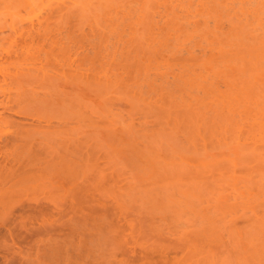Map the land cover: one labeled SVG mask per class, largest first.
<instances>
[{"label": "rangeland", "instance_id": "obj_1", "mask_svg": "<svg viewBox=\"0 0 264 264\" xmlns=\"http://www.w3.org/2000/svg\"><path fill=\"white\" fill-rule=\"evenodd\" d=\"M172 1L173 4L170 5ZM172 1L0 0V102L2 101V103H0V140L21 138L23 139L21 142L24 145V149L9 146L7 148L0 149V152L5 151L6 155L13 157L18 154L22 156L27 155L25 149L39 151L41 152L42 157H44V160L54 165V169H60L63 174V178L68 179L70 183L69 186L61 188L63 192L60 191V188L51 190L52 187H48L47 184L39 185V187L36 188H28L30 191L27 188L19 191V195L14 198V201L21 204L26 203L25 205H35L36 202L39 204V200L41 201L42 199V202L46 203L45 200L47 199L44 200L43 197L51 191V194L49 195L48 193L47 195L48 200L50 198V200H52V202L56 205L63 203L65 205L66 202H64V200H68V204L66 203L67 209L63 210L62 207L64 206L62 205L60 207L61 209L58 207L56 213L54 212V209L53 212L55 214L51 212L54 214H51L53 218L49 214L48 215L51 218H49V216L46 217V213L45 217L40 216L42 218L39 217L37 221H35L37 222L35 223L37 226H39V223L43 224L44 226H47L46 229L48 230H50L49 227L51 226H54L53 228L55 231L57 229L58 231L60 230L57 232L59 234H57L56 232H53L54 230L51 227V231L53 233L50 231L52 234L50 232L49 234L52 235V237L48 234V231L46 232V230H44L47 235V237H45V234H43L44 232H42L43 229L42 231L41 229H38V233L41 231L43 235L40 234V236H36L37 243L35 239L31 241L30 239L32 238L29 239L30 236L33 237L35 230L33 231L34 233L29 236L26 235L28 234L26 230L24 231V227H26L25 229H27L28 226L31 228L28 224V218H26L30 213L27 214L29 211L27 210V212L25 210L26 208L24 209L26 214L22 211L25 216L19 213V220L16 219V216H18L16 215L17 212L15 214H11V216L1 213L0 226H2V223L10 225L11 230H9V232L12 234L9 233V244L6 242L7 245L10 246L9 249L11 252L10 254H7L6 252V259L3 263L0 259V264H60V262L62 264H96L93 261H96L97 264H264V229L261 228V225L264 224V140L259 139V134H250L248 131V127H250L249 124L244 125L246 123H242L243 125H241L240 123L244 122V119L245 122L247 121L248 123V119L246 120V118H249L248 115L251 116L253 114L246 112L250 109L252 110V107L250 106L253 105V107L255 106V109H258L260 102L262 103L260 107L264 106V100L261 101L262 98L264 99V77H258L259 75L264 76V26H260L258 24L259 22L257 23V21H261L260 19L264 21L262 18L264 16L261 15L259 20H257L251 16L252 14L250 12L249 14L245 10L239 11V8H237V6L234 7L233 5L229 6L230 9L228 8L229 10L227 11V15L225 14L227 12H224L228 7L227 4H224L222 7L219 5L220 9L219 6H215L218 5V3L209 7L207 4L202 6V3L200 2L202 1L205 3L204 0H194V2L193 0H185L186 3L183 2V0ZM181 1L184 4H180ZM144 2L148 4L145 5ZM191 2L195 3V7L198 6L200 8H191L193 7L192 4H190V6L192 5L191 7L187 5L189 6V9H185L186 7L183 8L184 5L186 6V4ZM149 3L150 8H148ZM236 4L237 3L235 2L234 5ZM144 5L148 7L142 8ZM225 5H227V7ZM206 7H208V10L210 11H206ZM231 7H234L233 9L235 11L238 9L237 12L232 10ZM171 8H175L173 9V11L176 10L174 11L175 13H173ZM221 8H223V10ZM134 9L138 10V12ZM143 9L145 10V13ZM148 9H150V11H148ZM183 9L186 11L189 10V12H187L188 14H186V11ZM201 9L206 12V17H204V12L199 13V11H197ZM180 10L184 13L179 14L181 13ZM163 11L165 12L163 13ZM229 11H233L234 13L232 12V14ZM238 11L241 16H237ZM108 12L109 14H106ZM167 12L170 15H166L165 18V14ZM209 12L215 13V16ZM192 13H195V16L199 14L198 17L201 15L204 18L211 17L210 19L213 20V23L210 20L211 23L210 21L208 22L211 26L209 24L206 26H210L211 30L214 28L213 26H215V30L217 31L213 29L212 32H217H214L216 35L210 31L205 32L207 29L210 30L206 26H200L198 28V25L201 22L205 23L208 18L205 21L202 19V16L200 20H198V18L195 19L197 16H194V18L192 17L191 19L190 17L187 18L188 16H191ZM172 14L175 15V17L177 15V17L174 18ZM183 14H186V17ZM208 14L210 15L208 16ZM220 14L224 17L221 18ZM244 14H246V17L249 16V18L247 17L248 19L246 18L247 20L254 18L256 25L251 26L246 23L247 20L244 18ZM212 15L214 19L212 18ZM225 15H227L226 20ZM233 15H235L234 18ZM76 16L84 17L78 18ZM143 16L145 18L147 16V18L149 17L150 19H144ZM162 17L165 19H160ZM183 17H185L186 20ZM228 17L232 20L230 21ZM173 18L176 19L178 23L182 21L181 27L183 26V30L185 28L187 29V27H189L187 30L188 32L192 28V31L197 29V31L192 32L195 33V35L192 34V36L190 34L191 32L189 33L190 35H188L187 31H182L181 27L178 26L179 24L177 21L173 20ZM220 18L222 19L221 23H223V26L219 23ZM238 18L239 20H242H240L241 23L244 22L245 26H239L241 23ZM192 19L193 22H191ZM194 19L196 21H194ZM163 20H165L164 22H166V24ZM169 20H172V22L170 23ZM214 20L217 21L215 22V25ZM254 20L252 19L251 23H249L255 24L254 22L252 23ZM198 21H200V23H198ZM225 21H227L230 24L229 26L232 27H228V24H226L227 22ZM186 22L190 26L186 25ZM183 23H186L185 25L187 27H184ZM231 23L234 25H231ZM261 23L263 24L264 22H260V24ZM171 24L173 26H170ZM218 25H221L222 27L217 28ZM246 26L251 29H248ZM256 27H258L259 30L262 27L260 31L263 36L259 35L261 32L259 33V30ZM177 28H179V30ZM225 28L227 29L225 30ZM252 28L256 29L257 32L254 30L255 32L253 31V33H250V31L253 30ZM171 29L172 32L176 33H172ZM203 29L206 30L203 31ZM237 29L240 30L235 32ZM241 29L246 32L249 30V35L246 32V34H244ZM219 30H223L224 32L226 31V33L220 32L222 36H218ZM114 31H118L116 33L117 36ZM179 31H181L180 34ZM196 32H199L197 33L198 36ZM227 32H229V35ZM231 32L235 33L237 37L232 35ZM240 32H242L241 34L245 38H247V36H252L247 38L248 41L250 40L249 44ZM183 33L188 35L189 40L185 37L187 35H181ZM238 33L240 35H238ZM254 33L258 34L255 35ZM199 34H202L204 37L202 35L199 37ZM230 34L235 37L234 39H244L241 41L239 39L233 40V37L232 39L229 37L230 40L228 41L224 39L226 35L230 36ZM165 35H167V37L170 36L173 39L170 37L167 39ZM157 36H159V39ZM190 36L194 38V42L192 41V43L196 48L193 45H190L192 44L190 41L192 38H190ZM196 36L197 42L195 41ZM259 36L262 38L261 41L258 39ZM32 37H34V39H32ZM205 37L206 40H209L208 42H210V44L212 43L210 45L206 42L209 44L208 48L206 47L207 45L204 41ZM253 37H257L258 40H255ZM19 38L24 41L22 45H17L13 42V40L19 41ZM118 38L119 40H117ZM160 38L162 39L160 40ZM163 38H165V41L167 40L166 42L169 44L161 42L162 40L164 41ZM174 38L175 40L178 38L179 41L177 40V43L184 42L185 40L188 42H184H187L186 45L182 43H180L182 45H175L173 44L176 42L174 41ZM200 38L203 39L201 42L202 44L204 43L203 45L199 43V41H201ZM251 38L254 41H252ZM198 39L200 40L198 41ZM210 39L211 41L216 39V41L214 40V42H211ZM66 40L67 42L68 40L71 41L67 43ZM219 40L221 43L218 42ZM232 40L235 43L234 45H231V43H233ZM222 41H225L224 44ZM215 42L218 43L221 50H218V47L214 46L216 45L213 44ZM237 42H239V45H236ZM160 43L163 48L160 46ZM225 43L226 46L231 45V47L234 48L233 52H237V56L239 57H234V60L240 62L243 66H247L248 64V66H251L252 70H250V67H248V70L245 69L247 67H242L240 63L238 64L237 62L236 64H238V66L240 65V69L225 68L222 66L221 70L223 73L221 74L223 75L219 73L222 71H217L220 70L219 68L221 67H218L216 70H212L213 72H211L210 69H204V73H202V69L199 68L201 70H197V76L199 77H197V79L200 81L197 80V82L201 83L197 84V90L194 89L197 92V99H199L197 106L194 103H192L193 105L190 104L192 102L191 99H188L191 100V102H186V98H190V95L196 94V92L194 90L191 92L186 90V93L182 88L179 89L178 87L173 89L177 92V95L174 93L175 96H173V98H177H174L173 100L175 102L178 99L177 102L180 101V103L176 105L177 102L174 103L173 100L170 101L172 98H170L171 95H168V89L171 88V85L172 87L174 86V84H171L175 83L174 77H176L177 74L178 76L180 73L183 74V71L179 72V70H181L179 66L182 67L184 62L185 66L183 67L190 66L187 61L190 60L194 54L200 53V50L202 53H200V56L198 55L196 59H198V57L201 59L202 56L205 55V51L209 56L211 55L210 53H214L213 56L211 55V59L216 58L214 61H222L223 59L226 60L233 58L229 57L228 55L232 54H228L227 52L232 48L229 47L227 49ZM256 43L257 46H255ZM156 44L158 46L157 49L159 48L160 50L155 49ZM241 44H243L245 48H242ZM183 45L186 47V50H181L184 48ZM199 45L201 49H199ZM250 45L252 47H250ZM165 46L166 48H164ZM177 46L182 48H175ZM191 47H194V49ZM167 48L169 50L164 53V50H167ZM172 48L178 50L177 55H173V53L177 50L170 52V50H174ZM235 48L240 51L242 50V52L236 50ZM206 49H211L212 52L209 50L210 53H208ZM215 49L217 50L214 52ZM29 50L30 52H28ZM253 50L255 51L254 57L251 54L250 55L252 57L248 54L244 55L245 53L254 52ZM59 51L63 54V56L60 55ZM261 51L263 55L261 54ZM1 52L4 53L1 54ZM110 52L116 53L112 55ZM217 52L219 54H217ZM39 53H41V55H39ZM56 53H58V55ZM42 54H46L43 56L44 58L48 57L46 58L47 60L42 59ZM49 55L52 58L49 59ZM114 55L115 57H119V60H123L120 62L117 58V60H115ZM260 55L263 58L260 57ZM38 56H40V59H37ZM155 56L158 58H155ZM8 57L10 58L9 60L7 59ZM67 57L69 58L67 59ZM153 57L159 62L156 63V61L153 60ZM195 57L194 60L193 58L191 59L192 63L190 62V64H193V61H196ZM187 58L189 59L187 60ZM205 58L206 56L203 57V60ZM207 58L205 59L206 61L210 59V57L208 59ZM146 59L149 61L148 65L144 62L146 61V63H148ZM178 59L179 61H177ZM211 59L210 61H212ZM256 60L258 63H256ZM115 61L119 62V64ZM110 62L112 63V66L108 65ZM143 62L144 64H142ZM102 63L104 64L103 66ZM162 63L166 67H164ZM175 63H178L176 70ZM85 64H87V66ZM106 64L109 67L108 70H105L107 68ZM151 64L154 68L151 67ZM186 64L188 66H186ZM129 65H132L134 70H132V66ZM143 65H145V68ZM155 65L158 66V68L160 67V71H163V74L162 72H159L157 67L156 68L158 70H156ZM253 65L254 67H252ZM104 66H106V68ZM119 66H121L122 69H120ZM236 66L234 65L233 67ZM140 67L147 72L143 69L142 72H140ZM150 67L151 70H155V74H153L150 70ZM85 68H87V70ZM128 68L129 70L131 69V71L126 70ZM164 68L166 72L163 70ZM170 68L172 70L174 69L177 74H175ZM88 69L91 70V72H89ZM102 69L103 73L101 74L100 72H102ZM205 70H207V72H205ZM231 70H234V72L237 71L238 77L242 76V80L240 81L239 78H237L236 73L233 74ZM137 71L138 74L136 73ZM199 71L203 76L199 73ZM126 72L129 74L125 75ZM130 72L132 73L130 74ZM149 72H151L154 76L151 77ZM228 72L236 76L234 77L231 75V80L233 76L236 83L234 82V78L232 80L233 82L230 78H228V80L232 83V87H236L235 89L231 86L227 87V83L223 81L224 79H220V77L223 76L225 80L227 79L226 76L230 77ZM134 73L139 77L137 78L135 76L132 78ZM143 73L150 75L148 76L144 74L149 78L144 76L143 79H146L141 82L140 79H142ZM159 73L161 75H159ZM212 73L220 77H217L216 75L212 76ZM224 73H228L229 75H225ZM18 74L23 75L19 76ZM103 74H107L104 77L105 79L103 78ZM117 74L119 75L118 77ZM239 74L242 75L239 76ZM170 75L173 77L171 78ZM208 75L215 78V81L212 79L214 81V86H218L217 88L221 87L219 88L220 90L215 87L217 91L215 90L216 92H214L213 95L218 94V96H220L228 88H231V91L235 92V94H237V92L240 94L243 91V94L238 100H241V102L243 101V106L240 107L243 111H240V108L238 109V111L242 112L241 115L243 116L236 112L232 113L233 117H230L231 113H228L223 109L226 103L224 102L221 104L222 100L220 97L219 99L221 101H219L218 97H213L212 94H207L205 86L208 84L207 80L211 79ZM15 76L17 77L14 80L13 77ZM108 76L110 78H108ZM120 76V80L117 79ZM161 76L162 78L164 77V80L167 79V82L164 81ZM154 77L159 78L157 80H160L158 84L161 83V88L160 85L157 86L156 79H154L155 82H152V79L150 82V78ZM201 77L205 78V80L203 78V82ZM133 79L135 83L133 82ZM237 79L239 82L236 81ZM108 80H110L113 84H111ZM137 80L138 82H136ZM169 80L172 81L169 82ZM244 80H248V83ZM116 81L119 84H117ZM120 81H122V84H120ZM145 81L147 82L145 83L147 85L144 84ZM114 82L117 85H115ZM148 82L150 85H155L153 86L155 89L158 87V89H156V93L152 92L148 87L150 86ZM217 82L222 86L215 85L218 84ZM222 82H225V85L222 84ZM124 83H128L129 85H125ZM136 83L138 85H136ZM131 84H133V87L130 86ZM143 84L146 87L145 89ZM165 84H169L170 86ZM199 85L204 86L202 87ZM128 86L132 90L128 88ZM137 86H141L138 87L141 88V93L139 94L138 92L140 91L133 90ZM224 86L227 88H223ZM167 87L169 88L167 89ZM252 88L255 90L253 91ZM149 89L150 91H148ZM165 90L168 93L164 96L166 92ZM147 91L149 93L151 92L152 95ZM145 92L146 95L144 94ZM162 92L163 95H161ZM142 93L144 96H142ZM198 93L200 95H198ZM180 94L183 96L181 97ZM167 95L170 99H168L166 103L164 100H167ZM203 95L207 96L203 97ZM199 97L204 98L202 103L200 102V99L202 100V98ZM211 97H213L214 100L211 99ZM252 97H255V99ZM182 98L183 103L185 104L182 103ZM143 99L146 100L143 101ZM155 99H158V101ZM184 99H186V101ZM216 101L219 102L217 103ZM252 102L255 103L252 104ZM4 103H6V105H4ZM153 103H160L163 107L161 108V106L157 104L153 105ZM168 103H171L172 105H169ZM209 103H211V105ZM213 104L214 107H212ZM167 105H169V108H167ZM218 105L219 107L221 106V108H219ZM4 106H7L8 108L10 106V109H4ZM210 106L211 108L217 109L210 110ZM245 107L247 109H245ZM248 108L250 109L248 110ZM163 109L165 112H163ZM188 109L191 110L189 114H187ZM171 110L172 112H170ZM184 110H186V113H184ZM205 110L208 111V113L205 112ZM15 111H19L20 113L15 114ZM172 113V118L174 117L173 120H175V123L173 120H167V118H171ZM209 113L215 118L213 117L212 119ZM246 113L247 115H244ZM169 114L170 116L168 117L167 115ZM257 116L258 115H256V117ZM234 117H236V120L239 117L238 122L240 121V125H237V122L234 123ZM1 118L4 120H1ZM208 118H210L209 120L212 119V121H207ZM241 119H243V121ZM177 120H181L180 122L183 124L181 123V125L180 122H178L180 124L179 125L176 123ZM7 121H13L14 123L7 124ZM210 122L211 124H209ZM186 123L188 125H185ZM219 123L221 124L218 125ZM174 124H177V126ZM224 124L225 126H223ZM180 126L185 130H183ZM230 126L234 127V129L232 128L233 130H231ZM243 126L248 127L244 129ZM216 127L220 129L217 130ZM242 129L243 133H241ZM226 130H228V133ZM189 131L194 133H190ZM191 134H194L195 136ZM250 138H253L255 141L253 140V142ZM258 139L260 141H258ZM21 142H17L16 144ZM67 168L68 170H66ZM71 182H74L75 185H72ZM79 185H81L82 190L83 187L85 190V192L81 193L84 195V198L81 194L79 195L83 198L82 200H84V202L79 201L81 204L83 203V205L81 206L79 202H76V206H78V203L80 205L78 206L79 208H77L80 215L75 213L77 211L66 213L69 210V203L72 201L70 204H75L76 201V198L74 201L73 197L69 196V193L71 195L74 191L72 194H77L75 193V190H72V188L79 187ZM33 189L37 190H34V192ZM67 189L72 191L69 192ZM67 191L68 196L71 197V201L68 196V198L65 197L67 195ZM81 197L79 198L81 199ZM37 198L38 201L33 202ZM50 209L52 210L53 206L52 208L50 207ZM47 211L49 212V210ZM62 212H65L66 215H64V217L62 214L60 219L58 215ZM11 220H14L15 222L13 223ZM10 222H12V225ZM20 222L23 224L25 222L28 226L26 224L23 226ZM16 223H19V227H21V231H23L22 233H26L23 235L28 236V238H26V236L25 238H22L19 235L21 232L18 231L20 228L17 227L18 224ZM67 223L70 226H68ZM63 225L64 227H62ZM59 226L60 228H58ZM34 228H36V226H34ZM13 231L16 232L14 236ZM10 236L13 237L11 238ZM41 236H44V239ZM55 237L56 239H54ZM14 238L19 239L14 241ZM20 238L22 240L26 239V244L23 243L24 240L22 242L20 241V243L18 242V244L16 241H19ZM72 240H74V242ZM82 242L85 243L82 244ZM79 243L83 249L80 247ZM66 244L67 249L65 247ZM77 244L79 245L78 248ZM11 246L14 250L11 249ZM64 247L67 253L70 252L69 254H66L65 258V254L63 255V252L61 253L62 250L64 251ZM70 248H73L74 250L77 248L76 251H74L76 253L73 252V249H71V251ZM54 249H56V252ZM80 251L81 253L78 255L77 253ZM85 253L88 255V258ZM8 256H12L14 259ZM76 256L77 258H75ZM80 257H82V260ZM63 258L66 260L64 261ZM69 258H72V261ZM87 259H89V261H87Z\"/></svg>", "mask_w": 264, "mask_h": 264}, {"label": "bare ground", "instance_id": "obj_2", "mask_svg": "<svg viewBox=\"0 0 264 264\" xmlns=\"http://www.w3.org/2000/svg\"><path fill=\"white\" fill-rule=\"evenodd\" d=\"M150 1H151V0H150ZM166 1H168V0H166ZM169 1H170V0H169ZM171 1H172V0H171ZM186 1H187V0H186ZM196 1H197V0H196ZM175 2H176V1H175ZM175 2H174V3H175ZM183 2H185V0H183ZM193 2H194V0H193ZM198 2H200V1H198ZM204 2H205V3H203V2L201 1V2H200V3H202L201 5L204 6V4H207L208 7H209V6H214L216 3H218V5H215L216 7L219 6V5H221V7H222L224 4H227L228 7H227V5H225V6L227 7V9H226V11H224V12H227V11L230 9V8H229L230 5H231V6L233 5L234 7L237 6V8H239V11H241V10L244 11V10H245V11L248 12V13L250 12V13L252 14L251 16L254 17V18L257 19V20H259V17H261V15L264 16V0H206V1L204 0ZM235 2H236L238 5H237V4L234 5ZM165 3H166V2H165ZM177 3H178V2H177ZM181 3H182V1L180 2V4H181ZM185 3H186V2H185ZM144 4L147 5L148 3L144 2ZM153 4H154V3H153ZM166 4H167V3H166ZM169 4H170V2H169ZM169 4H168V6H169ZM172 4H173V1H172V3H171L170 5H172ZM182 4H184V3H182ZM190 4H192L193 7H191L192 5L190 6ZM194 4H195V3H192V2H191V3H189V4H186V6L184 5L183 8L186 7L185 9H189V6H190L191 8H194V7H195ZM145 5H144L142 8L148 7V6H145ZM163 5H164V4H163ZM178 5H179V3H178ZM187 5H189V6H187ZM207 5H205V6H207ZM141 6H142V5H141ZM141 6H140V7H141ZM174 6H175V5H174ZM174 6H173V7H174ZM196 6H197V5H196ZM225 6H224V7H225ZM163 7H164V6H163ZM163 7H161V8H163ZM171 7H172V6H171ZM176 7H177V5H176ZM181 7H182V6H181ZM181 7H180V8H181ZM197 7H198V6H197ZM197 7H195V9H197ZM208 7H206L207 9L205 8L206 11L208 10ZM226 7H225V8H226ZM234 7H233V8H234ZM81 8H83V7H81ZM148 8H150V3H149V7H148ZM164 8H165V7H164ZM166 8H167V7H166ZM177 8H178V7H177ZM177 8H176V9H177ZM191 8H190V10L192 11ZM198 8H200V7H198ZM202 8H204V7H202ZM214 8H215V7H214ZM228 8H229V9H228ZM231 8H232V7H231ZM233 8H232V10H234ZM237 8H235V9H237ZM83 9H84V8H83ZM173 9H175V8H173ZM173 9L171 8L172 11H173ZM185 9H183V10L186 11ZM195 9H193V10H195ZM209 9H210V8H209ZM211 9H212V8H211ZM216 9H217V8H216ZM219 9H220V6H219ZM219 9H218V10H219ZM221 9L223 10V8H221ZM134 10H135V9H134ZM162 10H163V9H162ZM164 10H166V9H164ZM177 10H178V9H177ZM181 10H182V9H181ZM181 10H180V12H181ZM201 10H202V9H201ZM201 10H197V11H199V13H200V12L203 13L204 11H203V10L201 11ZM212 10H213V9H212ZM224 10H225V9H224ZM237 10H238V9H237ZM237 10H236V11L234 10V11L237 12ZM135 11L138 12V10H135ZM143 11H144V13H145V10H144V9H143ZM143 11H142V12H143ZM146 11H147V10H146ZM148 11H150V9H148ZM174 11H176V10H174ZM174 11H173V13H175ZM191 11H190V12H191ZM195 11H196V10H195ZM208 11H210V10H208ZM239 11H238L237 16L240 15ZM164 12H165V11H163V13H164ZM187 12H189V10L186 11V14H188ZM192 12H193V11H192ZM217 12H218V11H217ZM222 12H223V11H222ZM229 12L232 13L233 11H232V12L229 11ZM131 13H133V12H131ZM135 13H136V12H135ZM140 13H141V12H140ZM163 13H162V15H163ZM178 13H179V12H178ZM182 13H184V12L182 11V12L179 13V14H182ZM197 13H198V12H197ZM205 13H206V12H204V14H205ZM209 13H211V12H209ZM233 13H234V12H233ZM233 13H232V14H233ZM241 13H243V12H241ZM250 13H249V14H250ZM78 14H79V12H78ZM82 14H84V13H82ZM106 14H109V12L106 13ZM106 14H105V15H106ZM186 14H185V15H186ZM204 14H203V15H204ZM211 14H213V15L215 16V13H211ZM225 14L228 15V12L225 13ZM249 14H247V15H249ZM86 15H87V14H86ZM142 15H143V14H142ZM166 15L169 16L170 14H168V12H167V13L165 14V18H166ZM183 15H184V14H183ZM185 15H184V16H185ZM189 15H190V13H189ZM192 15H193V16H192ZM192 15H191V16H188V15H187V16H188L187 18H189V17H190V19H191L192 17L194 18L195 13H194V14L192 13ZM198 15H199V14H198ZM198 15H196L197 17L195 16V17H196L195 19L198 18V20H200L203 16L201 15L202 17H201V16L198 17ZM209 15H210V14H208V16H209ZM213 15H212V18H213ZM223 15H224V13H223ZM223 15L221 16V14H220L221 18L224 17ZM227 15H225V20H226V18H227V17H226ZM229 15H231V14H229ZM245 15H246V14H244V16H245ZM134 16H135V14H134ZM144 16H145V15H144ZM144 16H143V17H144ZM172 16H173L174 18L177 17V15H176V17H175V15H173V14H172ZM180 16H181V15H180ZM206 16H207V14L204 15V17H206ZM231 16H232V15H231ZM234 16H235V15H233V18H234ZM240 16H241V15H240ZM240 16H239V18H240ZM76 17H78V16H76ZM82 17H84V16H82ZM82 17L79 16L78 18H82ZM103 17H104V16H103ZM160 17H161V16H160ZM185 17H186V16H185ZM185 17H183V18L185 19ZM204 17L202 18L204 21L208 18L206 22H208V21L211 20V19H210L211 17H207V18H204ZM217 17H218V16H217ZM247 17L249 18V16H247ZM247 17L245 16L244 18L246 19ZM146 18H147V16H146ZM146 18L144 17V19H146ZM148 18H149V17H148ZM148 18H147V19H148ZM165 18L162 17V18H160V19H165ZM170 18H172V17H170ZM170 18H168V19H170ZM174 18H173V20L177 21V20L174 19ZM178 18H179V17H178ZM181 18H182V17H181ZM221 18H220V20H219V21H220L219 23L222 24V26H223V23H221V21H222ZM235 18H236V17H235ZM239 18H238V20H239ZM241 18L244 19L243 17H241ZM248 18H247V19H248ZM250 18H251V17H250ZM254 18H251V20H252V19L254 20ZM262 18H263V20H264V17H262ZM149 19H150V18H149ZM190 19H189V20H190ZM195 19H194V21H196ZM213 19H214V18H213ZM223 19H224V18H223ZM228 19H229V17H228ZM228 19H227V20H228ZM247 19H246V20H247ZM182 20H183V19H182ZM185 20H186V19H185ZM216 20H218V19H216ZM229 20L231 21L232 19L230 18ZM229 20H228V22H229ZM234 20H236V19H234ZM240 20H241V19H240ZM240 20H239V21H240ZM246 20H244V21H246ZM251 20H247L246 23H248V24L251 25V26L256 25L255 20L252 21V23L254 22L255 24H250V23H251ZM257 20H256V21H257ZM260 20H261V21H257V23L259 22L258 24H259L260 26H264V25H263L264 23H263V24H262V23L260 24V22H264V21H262V19H260ZM109 21H110V19H109ZM148 21H149V20H148ZM148 21H147V22H148ZM150 21H151V20H150ZM164 21H165V20H163V22H164ZM169 21H170V20H169ZM183 21H184V20H183ZM201 21H202V20H201ZM211 21H212V23H213V20H211ZM211 21H210V23H211ZM239 21H238V22H239ZM241 21H242V20H241ZM241 21H240V23H241ZM171 22H172V20L170 21V23H171ZM173 22H174V21H173ZM191 22H193V19H192ZM191 22H190V23H191ZM206 22H205V23H203V22L200 23V21H198V23H200V24L198 25V28H199L200 26L205 27V26L208 25V24L210 25L209 22H208V23H206ZM215 22H217V21L214 20V25H215ZM225 22H227V21H225ZM228 22H227L226 24H228V27H230V26H229V25H230V24H229L230 22H229V23H228ZM238 22H237V23H238ZM249 22H250V23H249ZM164 23L166 24V22H164ZM177 23H178V21H177ZM186 23H187V22H186ZM186 23H183V24H184V27H185L186 25H188V23H187V24H186ZM196 23H197V22H196ZM202 23H203L204 26L202 25ZM172 24H174V23H172ZM172 24H171L170 26H173ZM175 24H176V23H175ZM178 24H179L178 26L181 27L182 21H180V23H178ZM185 24H186V25H185ZM216 24H218V23H216ZM248 24H247V25H248ZM231 25H234V24L231 23ZM237 25H238V24H237ZM188 26H190V25H188ZM193 26H196V25H193ZM210 26H211V25H210ZM210 26H209V27L206 26V27H208V28L210 29V28H211ZM212 26H213V25H212ZM222 26H221V25H218L217 28H218V27H222ZM226 26H227V25H226ZM239 26H240V27H241V26H245L244 22L241 23ZM180 27H179V28H180ZM186 27H187V26H186ZM202 27H201V28H202ZM213 27H214V28H212V30H213V29L215 30L216 27H215V26H213ZM231 27H232V26H231ZM231 27H230V28H231ZM246 27L248 28V26H246ZM258 27H259V26H258ZM258 27H256V28H258ZM170 28H173V27H170ZM170 28H169V30H170ZM179 28H177V29L179 30ZM182 28H183V26L181 27V29H182ZM195 28H197V27H195ZM201 28H200V29H201ZM238 28H239V27H238ZM113 29H114V28H113ZM188 29H189V27H187V29L185 28L184 30L187 31ZM192 29H193V28H192ZM192 29L189 30V32L187 31V32H188V33H187L188 35H190V34H191V35H192V34L195 35V33H192V32L197 31V29H196L195 31H192ZM220 29H221V28H220ZM226 29H227V28H225V30H226ZM248 29H251V28L249 27ZM252 29H253V30H251L250 33H251V32L253 33V31L256 30V29H254V28H252ZM261 29H262V27L260 28V30H261ZM173 30L176 31L175 29H173ZM184 30L182 29V31H184ZM205 30H206V29H203V31H205ZM212 30H211V29H210V30L207 29V31H205V32H209V31L212 32ZM228 30H229V29H228ZM239 30H240V29H239ZM239 30L237 29L235 32H237V31H239ZM241 30H242V29H241ZM245 30H246V29H245ZM258 30H259V28H258ZM260 30L258 31L259 33L261 32ZM167 31H168V29H167ZM199 31H200V32H203V31H201V30H199ZM215 31H217V30H215ZM215 31H214V32H215ZM230 31H231V30H230ZM230 31H229V32H230ZM242 31H243V30H242ZM263 31H264V30H263ZM112 32H113V31H112ZM114 32H115V31H114ZM117 32H118V31H117ZM117 32H115V35H116V36H117V34H116ZM165 32H166V31H165ZM169 32H170V31H169ZM171 32H172V29H171ZM180 32H181V31H179V34H180ZM190 32H191V33H190ZM214 32H212V33H214ZM220 32L226 33V31L224 32L223 30H221V31L219 30V31H218V36L221 35ZM229 32H227L228 35H229ZM243 32H244V34H246V33L248 34V33H249V30H248V32H246V31H243ZM245 32H246V33H245ZM254 32H255V31H254ZM256 32H257V30H256ZM38 33H40V32H38ZM161 33H162V32H161ZM172 33H174V32H172ZM175 33H176V32H175ZM175 33H174V34H175ZM185 33H186V32H185ZM185 33H183V34H181V35H183V36H184V35H187V34H185ZM189 33H190V34H189ZM197 33H199V32H196V34H197ZM203 33H204V32H203ZM212 33H211V34H212ZM215 33H217V32H215ZM215 33H214V34H215ZM219 33H220V34H219ZM231 33H232V32H231ZM241 33H242V32H240V34H241ZM263 33H264V32H263ZM206 34H207V33H206ZM214 34H213V35H214ZM240 34L238 33V35H240ZM254 34L256 35V34H258V33H254ZM113 35H114V33H113ZM118 35H121V34H118ZM188 35L185 36V37H187L188 40H189ZM193 35H192V36H193ZM201 35H202V34H199V37H201ZM215 35H216V34H215ZM223 35H225V34H223ZM228 35H226V37L224 38V39H226L227 41L230 40V38L232 39V37H233L232 35H234V36L237 37V35H236L235 33H232V35L230 34V36H228ZM241 35H242V34H241ZM248 35H249V34H248ZM250 35H251V34H250ZM259 35H260V36H263L264 34L262 35V32H261V34H259ZM44 36H45V35H44ZM160 36H161V34H160ZM162 36H163V34H162ZM165 36L167 37V35H165ZM172 36H173V35H172ZM179 36H180V35H179ZM192 36H190V38H192ZM197 36H198V34H197ZM197 36H196L195 41L197 40ZM202 36H203V35H202ZM206 36H207V35H206ZM209 36H210V34H209ZM221 36H222V35H221ZM221 36H220V37H221ZM242 36H243V35H242ZM246 36H247V35H246ZM257 36H258V35H257ZM260 36L258 37V39H260V41H261L262 38H260ZM70 37H71V36H70ZM70 37H69V39H70ZM169 37H170V36H169ZM169 37H167V39H168ZM173 37H174V36H173ZM203 37H204V36H203ZM229 37H230V38H229ZM243 37H244V36H243ZM250 37H252V36H249V37L247 36V38H250ZM254 37H255V36H254ZM254 37H253V38H254ZM20 38H21V37H20ZM20 38L18 39L19 41L13 40V42H14L15 44H17V45H22V43H23L24 41H23V40H20ZM38 38H39V37H38ZM157 38L159 39V36H157ZM157 38H156V39H157ZM170 38H172V37H170ZM180 38H181V37H180ZM180 38H179V39H180ZM207 38H209V37H207ZM211 38H212V36H211ZM214 38H215V37H214ZM234 38H235V37H233V40H237V39H239V40L241 41V40H243L245 37H244L243 39H242V38H241V39H240V38L234 39ZM247 38H245L246 41H248ZM32 39H34V37H32ZM71 39H73V38H71ZM161 39H162V38H160V40H161ZM163 39H164V41L162 40L161 42H166V41H167V40L165 41V38H163ZM172 39H173V38H172ZM183 39H184V37H183ZM193 39H194V38H192V39L190 40L191 43H192ZM200 39H201V38H200ZM200 39H198V41H199ZM204 39H205V40H204L205 43L209 41L208 39L206 40V37H205ZM222 39H223V38H222ZM222 39H221V40H222ZM251 39H252V38H251ZM254 39H255V40H258L257 37L254 38ZM263 39H264V38H263ZM45 40H46V39H45ZM117 40H119V38H118ZM160 40H157V41H160ZM170 40H171V39H170ZM177 40H178V38H177ZM177 40H175V38H174V41H176V42H174V41L172 40V41L174 42L173 44H175V45H176V44H179V45L185 44V45H186V43L188 42L187 40H185V41H187L186 43H184V42H185V41H184V42H180V43H182V44H180V43H177ZM202 40H203V39H201V41H199V43H201ZM214 40L216 41V39H214ZM214 40L211 41V39H210L211 42H214ZM233 40H232L233 43H231V45H234V44H235ZM70 41H71V40H68V42H70ZM178 41H179V40H178ZM180 41H183V40H180ZM246 41H244V42H246ZM249 41H250V40H249ZM249 41H248V44H249ZM252 41H254V40L252 39ZM43 42H44V41H43ZM64 42H65V41H64ZM66 42H67V40H66ZM68 42H67V43H68ZM75 42H76V41H75ZM169 42H170V41H169ZM193 42H194V41H193ZM196 42H197V41H196ZM218 42L221 43L220 40H219ZM222 42H223V41H222ZM224 42H225V41H224ZM224 42H223V44H224ZM257 42H258V41H257ZM41 43H42V42H41ZM158 43H159V42H158ZM166 43H167V42H166ZM170 43H171V42H170ZM208 43L210 44V42H208ZM228 43H230V42H228ZM238 43H239V42H237L236 45H237ZM246 43H247V42H246ZM250 43H251V42H250ZM252 43H253V42H252ZM258 43H259V42H258ZM73 44H74V43H73ZM167 44H169V43H167ZM196 44H198V43H196ZM196 44H195V45H196ZM203 44H204V43H203ZM203 44L201 43V45H203ZM209 44L206 43V45H207L206 47H207V48H208V45H209ZM211 44H212V43H211ZM211 44H210V45H211ZM213 44H216V45H214V46H217V47H218V48H217L218 50L220 49L218 43L215 42V43H213ZM253 44H254V43H253ZM253 44H252V45H253ZM23 45H24V44H23ZM41 45H42V44H41ZM60 45H61V44H60ZM66 45H67V44H66ZM161 45H162V44L160 43V46H161ZM187 45H188V46H190V45L192 46L193 43L190 44V45H189V44H187ZM221 45H222V44H221ZM221 45H220V47H221ZM231 45H229V46L227 45V46H226V43H225V46L227 47V49H228L229 47L232 48V49H231L232 51L229 49L231 52H230V51H227V52H228V54H232V55H228V56H229V57H233V58H230V59H226V58H225L226 60L223 59L224 61H223V60H222V61H220V60H219V61H218V60H217V61H214L216 58H215V59H213V58L211 59V55L213 56L214 53H210V52H209V50L212 49V48H211V49H208V50L206 49V50L208 51V53L211 54L210 56L207 54V52H206L205 50H204L205 53H204V51H203V53H204L205 55L202 56V55H203V54H202V55H201V56H202L201 59H200L199 57H198V59H196L197 56H198L200 53H202L201 50H200V53H196L197 55L194 54L192 58H193V60H194V57L196 56V57H195L196 61H193V60H192V61L194 62L193 64H190L192 58L189 57V58H191L190 60H188L189 58H187V60H188L187 62L189 63L190 66H188V65L186 64V66H188V67H183V66H185V62H184V65L181 64L182 67L179 66V68H180L181 70H179V69H178V70H179V72H180V71H181V72L183 71V72H182L183 74L180 73L179 76H178L177 72L174 71V69L172 70V69L170 68V69H171L175 74H177V75H176V77H174V78H175V81H174L175 83H171V84H174V86L172 87V85H171V88H170V89H168L169 87H167V89H168V91H169V94H168V95H171L170 98H172V99H170V98L168 97V95H167L166 97H168V98H167V100H164V101L166 102V101H168V99H170V101H171V100H173V99L175 98V97L173 98V96H175L174 93H176V95H177V92H175V90H173V89H175V88H177V87H178L179 89L182 88L185 92H186V90H189L190 92H191L192 90H194V89L197 90V87H198L197 84L201 83V82H197V80L200 81L199 79H197V77H198V76H197V75H198V74H197V73H198L197 70H198L199 68L202 69V73H204V71H203L204 69H207V70L210 69V71L213 72L212 70H214V69L216 70L218 67H221V68H219L220 70H217V71H222V70H221V69H222V66L225 67V68H236V69H240L239 66L241 65V63H240V62H237V61L234 60V59H235L234 57H237V58H238L239 56H237V52H236V51L233 52L234 48L231 47ZM238 45H239V44H238ZM258 45H259V44H258ZM56 46H57V45H56ZM58 46H59V45H58ZM75 46H76V45H75ZM166 46H167V45H166ZM166 46H165L164 48H166ZM173 46H174V45H173ZM183 46H184V45H183ZM193 46H194V45H193ZM204 46H205V45H204ZM204 46H203V47H204ZM222 46H223V45H222ZM225 46H223V47H225ZM241 46H242V48L244 47L243 44H241ZM255 46H257V43L255 44ZM259 46H261V45H259ZM59 47H61V46H59ZM65 47H66V46H65ZM70 47H71V46H70ZM157 47H158V46H157V44H156L155 49H157ZM161 47H162V46H161ZM161 47H160V48H161ZM194 47H195V46H194ZM194 47H191V48L194 49ZM199 47H200V45H199ZM226 47H225V48H226ZM234 47H236V46H234ZM250 47H252V46L250 45ZM24 48H25V47H24ZM40 48H41V46H40ZM61 48H62V47H61ZM78 48H79V47H78ZM150 48H151V47H150ZM162 48H163V47H162ZM162 48H161V50H162ZM170 48H171V47H170ZM175 48H179V47L177 46V47H175ZM175 48H172V49H174V50H170V52H171V51H172V52H173V51H176L177 49L175 50ZM181 48H182V47H181ZM181 48H179V49H181ZM185 48H186V47L184 46V48H182L181 50H183V49H185ZM188 48H189V47H188ZM188 48H187V49H188ZM195 48H196V47H195ZM204 48H205V47H204ZM204 48H203V49H204ZM209 48H210V46H209ZM213 48H215V47H213ZM236 48H238V47H236ZM236 48H235V49H236ZM240 48H241V47H240ZM244 48H245V47H244ZM260 48H261V47H260ZM26 49H27V48H26ZM155 49H154V50H155ZM158 49H159V48H158ZM158 49H157V50H158ZM199 49H201V47H200ZM217 49H215L214 52H215ZM223 49H224V48H223ZM223 49H222V50H223ZM257 49H258V47H257ZM32 50H33V49H32ZM71 50H72V49H71ZM71 50H70V51H71ZM154 50H153V51H154ZM159 50H160V49H159ZM168 50H169L168 48H167V50H164V51H165L164 53H166V51H168ZM181 50H179V51H181ZM185 50H186V49H185ZM185 50H184V51H185ZM189 50H190V49H189ZM189 50H188V51H189ZM220 50H221V49H220ZM224 50H225V49H224ZM236 50H238V49H236ZM260 50H262V49H260ZM18 51H19V50H18ZM39 51H40V50H39ZM47 51H48V50H47ZM238 51H240V50H238ZM244 51H245V50H244ZM253 51H254V50H253ZM28 52H30V50H29ZM155 52H156V51H155ZM177 52H178V50H177L176 52H174L173 55H174V54L177 55ZM211 52H212V50H211ZM227 52H226V53H227ZM240 52H242V50H241ZM256 52H257V51H256ZM259 52H260V51H259ZM259 52H258V53H259ZM263 52H264V49H263ZM3 53H4V52H3ZM3 53L1 52V54H3ZM5 53H7V52H5ZM16 53H17V52H16ZM33 53H34V52H33ZM44 53H46V52H44ZM59 53H60V55L63 56V54H61L60 51H59ZM110 53H111V52H110ZM115 53H116V52H115ZM115 53L112 52L111 54L113 55V54H115ZM161 53H162V52H161ZM179 53H180V52H179ZM192 53H194V52H192ZM222 53H223V52H222ZM226 53H225V54H226ZM9 54H10V53H9ZM9 54H8V55H9ZM49 54H50V53H49ZM56 54L58 55V53H56ZM68 54H69V52H68ZM68 54H67V55H68ZM150 54H151V53H150ZM153 54H154V53H153ZM155 54H157V53H155ZM206 54H207V55H206ZM215 54H216V53H215ZM217 54H219V53L217 52ZM243 54H244V53H243ZM247 54H248V55L251 54V55H253V57H254L255 51H254V52H251V53H245L244 55H247ZM261 54L263 55L262 51H261ZM8 55H7V56H8ZM10 55H11V54H10ZM39 55H41V53H39ZM43 55H46V54H42V56H43ZM50 55H51V54H50ZM50 55H49V59L52 58V57H50ZM54 55H55V54H54ZM57 55H56V56H57ZM67 55H66V56H67ZM112 55H111V56H112ZM158 55H159V54H158ZM162 55H163V54H162ZM188 55H189V54H188ZM191 55H192V54H191ZM223 55H224V54H223ZM239 55H240V54H239ZM244 55H243V56H244ZM251 55H250V56H251ZM47 56H48V54H47ZM66 56H65V57H66ZM95 56H96V55H95ZM95 56H94V58H95ZM97 56H98V55H97ZM117 56H118V55H117ZM150 56H151V55H150ZM164 56H166V55H164ZM199 56H200V55H199ZM205 56H206V58H207V57H208V58L210 57V59H211L212 61H210V59H209L208 61H206V60H205L206 58L203 60V57H205ZM214 56H215V55H214ZM216 56H217V55H216ZM250 56H249V57H250ZM53 57H54V56H53ZM114 57H115V55H114ZM114 57H113V60H114ZM147 57H148V54H147ZM151 57H152V56H151ZM156 57H157V56H155V58H156ZM161 57H162V56H161ZM217 57H218V56H217ZM223 57H224V56H223ZM251 57H252V56H251ZM251 57H250V59L252 60ZM260 57H262V56L260 55ZM46 58H48V57H45V58H44V56H43L42 59L44 60V59H46ZM68 58H69V57H67V59H68ZM116 58L118 59L119 57H115V60H117ZM145 58H146V56H145ZM155 58L153 57V60H155ZM157 58H158V57H157ZM159 58H160V57H159ZM163 58H164V57H163ZM208 58H207V59H208ZM245 58H246V57H245ZM255 58H258V57H255ZM262 58H263V57H262ZM7 59L9 60L10 58L8 57ZM37 59H40V56H38ZM96 59H97V58H96ZM96 59H95V60H96ZM147 59H148V58H147ZM147 59H146V60H147ZM161 59H162V58H161ZM217 59H218V58H217ZM219 59H220V58H219ZM46 60H47V59H46ZM60 60H61V59H60ZM93 60H94V59H93ZM113 60H112V61H113ZM118 60H119V59H118ZM121 60H123V59H120L119 62H120ZM148 60H149V59H148ZM148 60H147V61H148ZM151 60H152V58H151ZM157 60H158V59H157ZM244 60H245V59H244ZM260 60H261V59H260ZM58 61H59V60H58ZM83 61H84V60H83ZM96 61H97V60H96ZM110 61H111V60H110ZM143 61H144V60H143ZM155 61H156V60H155ZM177 61H179V59H178ZM180 61H181V60H180ZM248 61H249V60H248ZM253 61H254V60H253ZM253 61H252V62H253ZM258 61H259V59H258ZM93 62H94V61H93ZM98 62H99V61H98ZM102 62H103V61H102ZM113 62H114V61H113ZM115 62H116L117 64H119V62H117V61H115ZM138 62H139V61H138ZM138 62H137V63H138ZM144 62H145V64H147V65L149 64V61H148V63H146V61H144ZM144 62H143L142 64H144ZM152 62H153V61H152ZM157 62H159V61H156V63H157ZM164 62H165V61H164ZM236 62H237L238 64L240 63V65L238 66V64H236ZM249 62H250V61H249ZM263 62H264V61H263ZM103 63H104V62H103ZM103 63H102V66L104 65ZM137 63H136V64H137ZM181 63H182V61H181ZM191 63H192V62H191ZM256 63H258L257 60H256ZM256 63H255V64H256ZM92 64H93V63H92ZM98 64H99V63H98ZM111 64H112V63L110 62L108 65H109V66H112ZM113 64H114V63H113ZM117 64H115V65H117ZM153 64H155V63H153ZM159 64H160V63H159ZM162 64H163V63H162ZM162 64H161V65H162ZM175 64H176V63H175ZM177 64H178V63H177ZM177 64L175 65V66H176V67H175V70H176V68H177ZM242 64H243V63H242ZM85 65L87 66V64H85ZM93 65H94V64H93ZM95 65H96V64H95ZM100 65H101V64H100ZM115 65H113V66H115ZM157 65H158V64H157ZM165 65H166V63H165ZM169 65H170V64H169ZM219 65H221V66H219ZM232 65H233V66H234V65H235V66L237 65L238 67H237V66H236V67H233ZM244 65H245V64H244ZM257 65H258V64H257ZM257 65H256V66H257ZM83 66H84V64H83ZM86 66H85V67H86ZM97 66H98V65H97ZM106 66H107V64H106ZM106 66H104V67L106 68ZM129 66H132V65H129ZM129 66H128V67H129ZM144 66H145V65H143V67H144ZM159 66H160V65H159ZM163 66H164V64H163ZM241 66H242V67H247V68H245V69H247V70H248V67H250V70H252L251 66H248V64H247V66H243V65H241ZM258 66H259V65H258ZM100 67H101V66H100ZM119 67H120V69H122L121 66H119ZM146 67H147V66H146ZM151 67H153L152 64H151ZM151 67H150V70H151ZM156 67L158 68V66L155 65V68H156ZM164 67H166V66H164ZM173 67H174V66H173ZM252 67H254V65H253ZM101 68H102V67H101ZM112 68H113V67H112ZM115 68H116V67H115ZM115 68H114V69H115ZM133 68H134V67L132 66V70H134ZM135 68H137V67H135ZM144 68H145V67H144ZM153 68H154V67H153ZM157 68H156V70L159 69V72H162V74H163V71H160V67H159L158 69H157ZM79 69H80V68H79ZM85 69L87 70V68H85ZM103 69H104V68H103ZM103 69H102V72H100L101 74L103 73ZM108 69H109V67L107 66V68H106L105 70H108ZM117 69H118V67H117ZM137 69H138V68H137ZM142 69H143V68L140 67V70H141L140 72H142ZM201 69H199V70H201ZM255 69H257V68H255ZM82 70H83V69H82ZM88 70H89V69H88ZM126 70H129V68L126 69ZM143 70H144V69H143ZM153 70H154V69H153ZM153 70H151V71L153 72V74H155L156 72H155V70H154V71H153ZM163 70H165V68H164ZM207 70H205V72H207ZM223 70H224V68H223ZM226 70H228V69H226ZM250 70H249V72H250ZM111 71H112V70H111ZM113 71H114V70H113ZM129 71H131V69H130ZM138 71H139V70H138ZM138 71L136 72L137 74H138ZM144 71H145V70H144ZM144 71H143V72H144ZM217 71H216V73H217ZM224 71H225V70H224ZM228 71H229V70H228ZM231 71H232V70H231ZM245 71H246V70H245ZM89 72H91V70H89ZM107 72H109V71H107ZM107 72H105V73H107ZM121 72H122V70H121ZM124 72H125V71H124ZM127 72H128V71H127ZM127 72L125 73V75H126V74H129V73H127ZM134 72H135V71H134ZM145 72H147V71H145ZM165 72H166V70H165ZM165 72H164V73H165ZM170 72H171V71H170ZM173 72H172V73H173ZM179 72H178V73H179ZM184 72H185V73H184ZM214 72H215V71H214ZM226 72H227V71H226ZM229 72H230V71H229ZM229 72H228V73H229ZM232 72H233V74L236 73L237 78H239L240 81L242 80V76H240V75H242V74H239V76L241 77V79H240V77H238L237 71L234 72V70H233ZM260 72H261V71H260ZM263 72H264V71H263ZM263 72H262V73H263ZM14 73H15V72H14ZM114 73H115V71H114ZM114 73H113V74H114ZM131 73H132V72H130V74H131ZM149 73L151 74V72H149ZM168 73H169V70H168ZM199 73H200V71H199ZM208 73H210V72H208ZM208 73H207V74H208ZM219 73L221 74V73H223V71H222V72H219ZM228 73H227V74L224 73L225 75H229V74H230V75H229L230 77H227V76H226V78H227L226 80H228V78H230V80H231V75H233V74H231V73L228 74ZM243 73H245V72H243ZM251 73H253V72H251ZM254 73H255V72H254ZM101 74H100V75H101ZM115 74H116V73H115ZM115 74H114V75H115ZM121 74H122V73H121ZM139 74H140V73H139ZM144 74H146V73H143V75H142V79H140L141 77L139 78L141 82H142V80L146 79V78L143 79L144 76H145V77H148V76L150 75V74H149V75L146 74V75H148V76H146V75H144ZM157 74H158V73H157ZM166 74H167V73H166ZM166 74H165V75H166ZM200 74H201V73H200ZM207 74H206V75H207ZM18 75H19V74H18ZM22 75H23V74H22ZM22 75L20 74L19 76H22ZM103 75H104V74H103ZM103 75H102V76H103ZM106 75H107V74H106ZM106 75H104L103 78H104ZM108 75H109V74H108ZM125 75H124V76H125ZM159 75H161V74L159 73ZM165 75H164V76H165ZM172 75H174V74H172ZM201 75H202V74H201ZM204 75H205V74H204ZM215 75H216V74H215ZM215 75H214V73H212V76H215ZM221 75H223V74H221ZM253 75H254V74H253ZM11 76H12V75H11ZM111 76H112V74H111ZM118 76H119V75L117 74V77H118ZM128 76H130V75H128ZM135 76H136L137 78L139 77V76L135 75V73H134V76H133L132 78H134ZM150 76L152 77V76H154V75L151 74ZM156 76L159 77L158 75H156ZM170 76H171V75H170ZM177 76H178V77H177ZM185 76H186V77H185ZM202 76H203V75H202ZM208 76H210V75H208ZM208 76H207V77H208ZM216 76H217V75H216ZM233 76H234V75H233ZM233 76H232V80H233L234 77H236V76H234V77H233ZM251 76H252V74H251ZM16 77H17V76L13 77L14 80L16 79ZM100 77H101V76H100ZM113 77H114V76H113ZM172 77H173V76H171V78H172ZM183 77H185V78H183ZM207 77H206V78H207ZM210 77H211V76H210ZM217 77H220V76H217ZM258 77H264V76H263V75H259ZM258 77H257V78H258ZM108 78H110V77L108 76ZM120 78H121V76H120L119 78H117V79L120 80ZM129 78H130V77H129ZM148 78H149V77H148ZM159 78H160V77H159ZM159 78H155V77H154V78H150V82H151V79L153 80L152 82H155L154 79L157 80V79H159ZM161 78H162V76H161ZM163 78H164V77H163ZM163 78H162V79H163ZM167 78H168V77H167ZM171 78H169V79H171ZM198 78H199V77H198ZM203 78H204V77H203ZM203 78L201 77L202 82L205 80V78H204V80H203ZM221 78H222V80L224 79L223 81H225V82L227 83V84H226L227 87H230V86L232 87V85H231L232 83H231L229 80L226 81L225 78H224V76H223V77H220V79H221ZM252 78H253V77H252ZM17 79H18V78H17ZM104 79H105V78H104ZM115 79H116V76H115ZM165 79H166V77H165ZM212 79L214 80L215 78L211 77V79H208V80H207V81H208V84H207V85L205 84V85H206V86H205V90L207 91V94H210V95H211V94L213 95V93L216 92L217 89L221 88V87L217 88L218 86H217V87L214 86V83H213V82H214L215 80L213 81ZM216 79H218V78H216ZM244 79H245V78H244ZM253 79H254V78H253ZM253 79H252V80H253ZM255 79H256V78H255ZM260 79H261V78H260ZM121 80H122V79H121ZM163 80H164V79H163ZM166 80H167V79H166ZM166 80H164V81H166ZM209 80H211V81H209ZM232 80H231V81H232ZM239 80L237 79L236 81L239 82ZM97 81H98V80H97ZM103 81H104V80H103ZM108 81H110V80H108ZM111 81H112V79H111ZM111 81H110V82H111ZM113 81H114V80H113ZM117 81H118V80H117ZM117 81H116V83H117ZM127 81H128V80H127ZM146 81H147V80H146ZM146 81L144 82V84L147 83ZM148 81H149V79H148ZM159 81H160V80H157L156 84H157V86L160 85V88H161V83L158 84ZM171 81H172V80H171ZM171 81L169 80V82H171ZM244 81H246V80H244ZM244 81H242V82H244ZM247 81H248V80H247ZM247 81H246V82H247ZM133 82H134V79H133ZM133 82H132V83H133ZM136 82H138V80H137ZM166 82H167V81H166ZM220 82H221V81H220ZM225 82H224V83H225ZM232 82H233V81H232ZM234 82H235V78H234ZM253 82H254V81H253ZM258 82H259V81H258ZM114 83H115V82H114ZM116 83H115V85L119 84V83H117V84H116ZM134 83H135V82H134ZM205 83H206V82H205ZM217 83H218V82H217ZM224 83L222 82V84H224ZM235 83H236V82H235ZM247 83H248V82H247ZM108 84H109V82H108ZM111 84H113V83L111 82ZM120 84H122V81H120ZM124 84H125V83H124ZM140 84H142V83H140ZM144 84H143V85H144ZM148 84H149V82H148ZM154 84H155V83H154ZM163 84H164V83H163ZM163 84H162V85H163ZM169 84H170V83H169ZM169 84H165V85H169ZM219 84H220V83L215 84V85H219ZM260 84H261V83H260ZM125 85H129V84L127 83V84H125ZM132 85H133V84H131L130 86H132ZM136 85H138V84L136 83ZM136 85H134V86H136ZM143 85H141V86H143ZM145 85H147V84H145ZM145 85H144V89L146 88ZM149 85H150V84H149ZM224 85H225V84H224ZM241 85H242V84H241ZM243 85H244V84H243ZM249 85H250V84H249ZM141 86H137V87H136V88L139 89V90H137L136 88L133 89V90H134V91H140L141 88H138V87H141ZM153 86H155V85H150V86H148V87L151 89L152 92H155V93H156V92H157L156 89H158V87L155 89ZM169 86H170V85H169ZM199 86H202V85H199ZM203 86H204V85H203ZM203 86H202V87H203ZM219 86H222V85H219ZM132 87H133V86H132ZM162 87H163V86H162ZM215 87H216L217 89H216ZM225 87H226V86H224L223 88H225ZM227 87H226V88H227ZM128 88H130V87L128 86ZM160 88H159V89H160ZM163 88H164V87H163ZM165 88H166V86H165ZM223 88H222V89H223ZM226 88H225V89H226ZM232 88L235 89L236 87L233 86ZM238 88H239V86H238ZM238 88H237V89H238ZM240 88H241V87H240ZM130 89H131V88H130ZM150 89H149L148 91H150ZM167 89H166V90H167ZM222 89H221V92H222ZM225 89H224V90H225ZM237 89H236V90H237ZM242 89H244V88H242ZM258 89H261V88H258ZM131 90H132V89H131ZM146 90H147V89H146ZM146 90H145V91H146ZM166 90H165V91H166ZM215 90H216V91H215ZM219 90H220V89H219ZM219 90H218V91H219ZM245 90H246V89H245ZM252 90H253V88H252ZM254 90H255V89H254ZM254 90H253V91H254ZM142 91H143V90H142ZM148 91H147V92H148ZM179 91H180V90H179ZM189 91H188V93H189ZM194 91H195V90H194ZM250 91H251V90H250ZM259 91H261V90H259ZM263 91H264V90H263ZM181 92H182V90H181ZM195 92H196V91H195ZM202 92H203V91H202ZM219 92H220V91H219ZM239 92H240V91H239ZM244 92H245V91H244ZM256 92H257V90H256ZM136 93H137V92H136ZM139 93H141V91L138 92V94H139ZM148 93H149V92H148ZM148 93H147V94H148ZM167 93H168V92L166 91L165 94H164V96H165ZM178 93H179V92H178ZM186 93H187V92H186ZM193 93H194V92H193ZM249 93H250V92H249ZM258 93H259V92H258ZM134 94H135V93H134ZM144 94L146 95V92H145ZM144 94L142 93V96H144ZM149 94L152 95L151 92H150ZM172 94H174V95H172ZM181 94H182V93H181ZM181 94H180V96L182 97L183 95H181ZM184 94H185V93H184ZM190 94H191V93H190ZM190 94H189V95H190ZM200 94H201V92H200ZM200 94L198 93V95H200ZM242 94H243V91H242V93H240V94H238V92H237V94H235V92L231 91V88H230V89L228 88V89L225 90L220 96H218V94H217V95H213V97L216 96V97H218V99H219V97H220V99L222 100L221 104H223L224 102L226 103V104L224 105V108H223V109L226 110L228 113H231V115H230V117H231V116L233 115L232 113H236V112H237V113H240V115L242 114V112H240V111H243V110H241L242 108H240V107L243 106V103H242L243 101H242V102H241V100L238 101V100H239V97H241ZM244 94H245V93H244ZM255 94H256V93H255ZM136 95H137V94H136ZM153 95H154V93H153ZM161 95H163V92L161 93ZM186 95H187V94H186ZM259 95H260V93H259ZM140 96H141V95H140ZM149 96H150V95H149ZM156 96H157V95H156ZM184 96H185V95H184ZM187 96H188V95H187ZM204 96H207V95H203V97H204ZM146 97H147V96H146ZM159 97H160V96H159ZM181 97H179V98H181ZM213 97H211V99L214 100ZM247 97H248V96H247ZM154 98H155V96H154ZM156 98H158V97H156ZM176 98H177V97H176ZM176 98H175V99H176ZM183 98H184V97H183ZM183 98L181 99L182 103H183ZM199 98H202V97H199ZM208 98H210V97H208ZM252 98H253V97H252ZM159 99H161V98H159ZM186 99H187V101H186ZM186 99H184L186 102H188V101L191 102V100H192V102H191L190 104L194 103L196 106H197V102L199 101V99H197V92H196V94L190 95V98H186ZM188 99H191V100H188ZM203 99H204V98H202V100L200 99V102H201V103L204 101ZM206 99H207V98H206ZM211 99H208V100H211ZM220 99H219V101H221ZM245 99H246V98H245ZM253 99H255V97H254ZM256 99H257V98H256ZM259 99H260V98H259ZM1 100H2V99H1ZM144 100H146V99H143V101H144ZM148 100H149V99H148ZM148 100H147V101H148ZM152 100H153V98H152ZM155 100L158 101V99H155ZM162 100H163V96H162ZM177 100H178V99H177ZM177 100H176L175 102H177ZM263 100H264V99L262 98L261 101H263ZM150 101H151V100H150ZM150 101H149V102H150ZM170 101H169V102H170ZM185 101H184V102H185ZM193 101H194V102H193ZM219 101H218V102H219ZM247 101H248V100H247ZM252 101H254V100H252ZM5 102H6V101H5ZM7 102H8V98H7ZM7 102H6V103H7ZM151 102H152V101H151ZM159 102H160V100H159ZM173 102H174V100H173ZM173 102H172V103H173ZM175 102H174V103H175ZM216 102H217V101H216ZM218 102H217V103H218ZM256 102H257V101H256ZM0 103H2V101H1ZM6 103H4V105H6ZM161 103H162V101H161ZM166 103H167V102H166ZM179 103H180V101H178V102L176 103V105L179 104ZM182 103H181V104H182ZM254 103H255V102H254ZM254 103L252 102V104H254ZM257 103H258V102H257ZM156 104H157V105H160V103H156ZM156 104L153 103V105H156ZM168 104H169V103H168ZM170 104H171V103H170ZM170 104H169V105H170ZM183 104H185V103H183ZM209 104L211 105V103H209ZM209 104H208V105H209ZM246 104H247V103H246ZM248 104H249V103H248ZM259 104H260V106H261L262 103L260 102ZM169 105H167V106H168L167 108H169ZM171 105H172V104H171ZM174 105H175V104H174ZM192 105H193V104H192ZM195 105H194V107H195ZM204 105H205V103H204ZM255 105H256V104H255ZM263 105H264V104H263ZM7 106H8V105H7ZM7 106H4V109H8V110H9V109H10V106H9V108H8ZM151 106H152V105H151ZM160 106H161V105H160ZM178 106H179V105H178ZM181 106H184V105H181ZM260 106H259L258 109H255V106L253 107V105L250 106V107H252V110H251L250 108H248V110L250 109V110H249L250 112H249V111H246V112H247V113H250V114L253 113L251 116L248 115L249 118H246V120L248 119V123H247V121L245 122V119H244V122H240V121H239V122L241 123V125H243L244 123H246V124H244V125L249 124L250 127H248V126H246V127H248V131L250 132V134H253V135H255V134H259V135H260V136H259V139H263V140H264V106H262V107H260ZM162 107H163V106H161V108H162ZM171 107H172V106H171ZM185 107H186V106H185ZM190 107H191V105H190ZM199 107H200V106H199ZM202 107H203V106H202ZM206 107H207V106H206ZM212 107H214V104H213ZM216 107H217V105H216ZM218 107H219V105H218ZM222 107H223V105H222ZM247 107H248V105H247ZM151 108H152V107H151ZM154 108H155V106H154ZM164 108H165V107H164ZM175 108H176V107H175ZM178 108H179V107H178ZM195 108H196V107H195ZM210 108H211V106H210ZM219 108H221V106H220ZM239 108H240V111H238ZM190 109H191V108H190ZM190 109L187 110V114H189V113L191 112ZM196 109H197V108H196ZM198 109H199V108H198ZM207 109H208V108H207ZM213 109L216 110L217 108H211L210 110H213ZM245 109H247V108L245 107ZM157 110H158V109H157ZM161 110H162V109H161ZM163 110H164V109H163ZM180 110H181V109H180ZM194 110H195V109H194ZM201 110H202V108H201ZM208 110H209V109H208ZM218 110H219V109H218ZM220 110H221V109H220ZM181 111H182V110H181ZM181 111H179V112H181ZM185 111H186V110H184V113H186ZM163 112H165V110H164ZM170 112H172V110H171ZM177 112H178V111H177ZM177 112H176V113H177ZM182 112H183V111H182ZM200 112H201V111H200ZM205 112L208 113V111H206V110H205ZM209 112H210V111H209ZM211 112H213V111H211ZM217 112H220V111H217ZM18 113H20V112H19V111H15V114H18ZM173 113H174V112H173ZM173 113H172V115H171V118H172V116H173ZM176 113H175V114H176ZM196 113H197V112H196ZM222 113H223V112H222ZM222 113H221V114H222ZM225 113H226V112H225ZM247 113L244 114V115H247ZM163 114H164V113H163ZM182 114H183V113H182ZM202 114H203V113H202ZM205 114H206V113H205ZM205 114H204V115H205ZM213 114H215V113L213 112ZM185 115H186V114H185ZM185 115H184V116H185ZM195 115H196V114H195ZM206 115H207V114H206ZM206 115H205V116H206ZM209 115L211 116L210 113H209ZM226 115H227V113H226ZM228 115H229V114H228ZM237 115L240 116L239 114H237ZM237 115H235V116H237ZM256 115H258V116L256 117ZM167 116L169 117L170 114L167 115ZM179 116H181V115H179ZM179 116H178V118H179ZM184 116H183V117H184ZM218 116H219V115H218ZM223 116H224V115H223ZM241 116H243V115H241ZM203 117H204V116H203ZM208 117H209V116H208ZM211 117H212V119H213L214 116H211ZM224 117H225V116H224ZM232 117H233V116H232ZM244 117H247V116H244ZM252 117H253V118H252ZM171 118H170V119L167 118V120H170V121H171V120H173L174 117H173L172 119H171ZM176 118H177V117H176ZM176 118H175V119H176ZM181 118H182V117H181ZM181 118H180V119H181ZM187 118H188V117H187ZM201 118H202V117H201ZM214 118H215V117H214ZM225 118H226V117H225ZM234 118H235V119H234V123L237 122L236 124H237V125H240V123L238 122V118H239V117L237 118V120H236V117H234ZM240 118H242V117H240ZM191 119H192V118H191ZM196 119H197V118H196ZM205 119H206V118H205ZM209 119H210V118H208L207 121H212V119H211V120H209ZM219 119H220V118H219ZM221 119H222V118H221ZM229 119H230V118H229ZM231 119H232V118H231ZM1 120H4V119L1 118ZM178 120H179V119H178ZM178 120L176 121V123H178V122L181 121V120H180V121H178ZM200 120H201V119H200ZM200 120H199V122H200ZM203 120H204V119H203ZM216 120H217V119H216ZM241 120L243 121V119H241ZM174 121H175V120H173V122H174ZM186 121H187V120H186ZM188 121H189V120H188ZM192 121H193V120H192ZM219 121H220V120H219ZM224 121H225V120H224ZM228 121H229V120H228ZM205 122H206V121H205ZM220 122H221V121H220ZM12 123H14V122H13V121H7V124H12ZM174 123H175V122H174ZM181 123H182V122H180V124H181ZM184 123H185V118H184ZM222 123H223V122H222ZM231 123H232V122H231ZM242 123H243V124H242ZM178 124H179V123H178ZM180 124H179V125H180ZM182 124H183V123H182ZM182 124H181V125H182ZM195 124H196V123H195ZM199 124H200V123H199ZM205 124H206V123H205ZM207 124H208V122H207ZM209 124H211V122H210ZM220 124H221V123H219L218 125H220ZM174 125L177 126V124H174ZM179 125H178V126H179ZM185 125H188V124L186 123ZM189 125H190V123H189ZM226 125H227V123H226ZM237 125H236V127H237ZM203 126H204V125H203ZM203 126H202V127H203ZM208 126H210V125H208ZM211 126H212V125H211ZM223 126H225V124H224ZM180 127H181V126H180ZM184 127H185V126H184ZM220 127H221V126H220ZM227 127H229V126H227ZM230 127H231V126H230ZM238 127H239V126H238ZM246 127L243 126L244 129H246ZM181 128H182V127H181ZM181 128H180V129H181ZM194 128H195V127H194ZM204 128H206V127H204ZM204 128H203V129H204ZM213 128H214V126H213ZM216 128H217V127H216ZM232 128L234 129V127H231V130H233ZM240 128H241V127H240ZM182 129H183V128H182ZM186 129H187V128H186ZM191 129H192V126H191ZM200 129H201V127H200ZM211 129H212V128H211ZM219 129H220V128H219ZM219 129L217 128V130H219ZM224 129H225V127H224ZM226 129H227V128H226ZM238 129H239V128H238ZM183 130H185V129H183ZM187 130H188V129H187ZM201 130H202V129H201ZM204 130H205V129H204ZM204 130H203V131H204ZM206 130H207V129H206ZM208 130H210V129H208ZM229 130H230V129H229ZM195 131H196V130H195ZM226 131H227V133H228V130H226ZM234 131H235V130H234ZM234 131H233V132H234ZM239 131H240V129H239ZM185 132H186V131H185ZM189 132H190V131H189ZM214 132H215V131H214ZM235 132H236V131H235ZM246 132H247V131H246ZM190 133H194V132H190ZM203 133H205V132H203ZM223 133H224V132H223ZM241 133H243V129H242V132H241ZM244 133H245V131H244ZM254 133H255V134H254ZM187 134H189V133H187ZM197 134H198V133H197ZM208 134H209V133H208ZM210 134H211V133H210ZM216 134H217V133H216ZM220 134H221V133H220ZM224 134H225V133H224ZM229 134H230V132H229ZM232 134H233V133H232ZM238 134H239V133H238ZM248 134H249V133H248ZM191 135H194V134H191ZM202 135H203V134H202ZM202 135H200V136H202ZM204 135H205V134H204ZM234 135H235V134H234ZM194 136H195V135H194ZM249 137H250V135H249ZM251 137H254V136H251ZM236 138H237V137H236ZM250 139H252V141L254 140L253 138H250ZM259 139H258V141H260ZM237 140H238V139H237ZM21 141H23V139H21V138H20V139H17V138H9V139H5V140H2V141L0 140V149H2V148H7V147H9V146H13V147H15V148H16V147H18V148H23L24 145L22 144ZM26 141H27V140H26ZM254 141H255V140H254ZM254 141H253V142H254ZM17 142H21V143L16 144ZM236 142H238V141H236ZM261 142H262V140H261ZM261 142H260V143H261ZM255 143H256V142H255ZM257 143H258V142H257ZM262 145H263V144H262ZM25 147H26V146H25ZM23 149H24V148H23ZM25 150H26L27 155L22 156V155H19V154H18V155L13 156V157H9L8 155H6L5 151L0 152V208H1V210H0V214H1V213H5V214H8V216H9V215L11 216V214H15V213L17 212L18 214L16 213V215H18V216H16V219H18V217H20V216H19L20 214H21V215L23 214V216H25L24 213L28 210L29 212L27 211V212H28L27 214H29V213H30V214L27 215L28 217H26V218H28V219H27V220H28V224L31 226V228L28 226V224H26V223L24 222V224H26V225L28 226L27 229H25L26 227H24V231L26 230V232H27L28 234H26V233H22L23 231H21L22 229H21V227H19V223H16V224H18V226H17V225H16V226H17L18 228H20V230L18 229V231L21 232V234H19V235H20L22 238H25L26 235L29 236V235H31V234H33V233L35 232V233L33 234V237L30 236L29 239L32 238V239H30V241L35 239V240H36V243H37V237H36V236H37V235L40 236V234H42V232H44L43 234H45V231H44V230H46V232L48 231V234H49V232L52 230V229H51L52 226L49 227L50 230H48V229H46L47 226H44L43 224H40V223H39V224H38L39 226H37V225L35 224V223H37V222H35V221H37V219H38L40 216L45 217V216L47 215L46 217H48L49 215H50V216L54 215V214L56 213V210L58 209V207L60 208L62 205L65 207V209H64V207H62L63 210H66V209H67V208H66V207H67V206H66V203H67L68 200H64V202H66L65 205H64V203H63V204H60V205L58 204L59 206L56 205L55 203L52 202V200H50V198H49V200H48V198H47L48 193H49V195H50V194H51V191H49L48 193L46 192L47 195L43 197L44 200L47 199V200H45L46 203L42 202L43 199H42L41 201L39 200V202H40V203H43V204H40V203L37 204L38 202H36V201H38V198L35 199L34 201L32 200L33 202H36L35 205L30 204V203H29L30 205H28V204L25 205L26 203H25V204H24V203L21 204V203H19V202H17V201H14V198H16L17 195H19V194H18L19 191H21V190H23V189H26V188H27V189H28V188H31V187H35V188H36V187H39V185L47 184L48 187H49V186L52 187L51 190H56V189H59V188H60V189H61V188H65L66 186H69L70 183H69L68 179H64V178H63V174L61 173V170H60V169H54V168H53L54 165H52L50 162L44 160V157H42L41 152H39V151H33L32 149H25ZM63 169H64V168H63ZM66 170H68V168H67ZM62 171H63V170H62ZM67 172H69V171H67ZM69 173H70V172H69ZM71 184H72V185H75L74 182H71ZM56 187H57V188H56ZM82 187H83V186H82ZM40 188H41V187H40ZM43 188H44V187H43ZM54 188H55V189H54ZM37 189H38V188H37ZM37 189H33V191H34V190H37ZM48 189H49V188H48ZM28 190L30 191V189H28ZM39 190H40V189H39ZM42 190H43V189H42ZM67 190H68V189H67ZM72 190H75V193H77V194H72V193H74V191H73V192L71 193V195H70V193H69V196H72L74 201H75V198H76V201H75V204H70L72 201H71V197L68 196V191H69V190H68V191H67V195H66L65 197H66V198H68V197L70 198L69 200H70L71 202H70L69 205H68V209L71 210V211L68 210L69 212H68V211H67V212L65 211V212H66V213H70V212H72V211H74V212L77 211L78 213H77V212H75V213L78 215V214H79V211H78L77 208H79L78 206H80L79 203H80L81 201L84 202V200H82V199L84 198V197H83L84 195L81 194V193H82V192H85V190H84V187H83V190H82L81 185H79V187L72 188ZM72 190H70L69 192H71ZM60 191H62V189H61ZM79 191H80V193H79ZM22 192H23V191H22ZM34 192H35V191H34ZM62 192H63V191H62ZM20 193H21V192H20ZM78 193H79V194H78ZM44 194H45V192H44ZM80 194H81V196H82L83 198H82L81 196H79ZM84 194H85V193H84ZM75 195H77V196H75ZM67 196H68V197H67ZM45 197H46V198H45ZM49 197H50V196H49ZM79 197H81V199H80ZM30 201H31V200H30ZM79 201H80V202H79ZM76 202H79V203H78V206H76ZM52 204H53V205H52ZM67 204H68V203H67ZM80 204H81V203H80ZM24 205H25V206H24ZM82 205H83V203L81 204V206H82ZM52 206H53V209L51 210L50 207L52 208ZM25 208H26V209H25ZM85 208H86V207H85ZM85 208H84V209H85ZM24 209H25L26 211H25ZM54 209H55V211H54ZM60 209H61V208H60ZM47 210H49V212H48ZM86 210H87V209H86ZM22 211H24V213H22ZM53 211H54L55 213H54ZM82 211H83V210H82ZM82 211H81V212H82ZM51 212L54 213V214H52ZM65 212H64V213L62 212V213H60L59 215H58V214H56V215H58L59 218L61 219V215H62V214H63V216L66 215ZM19 213H20V214H19ZM46 213H47V214H46ZM57 213H58V212H57ZM25 214H26V213H25ZM43 214H44V215H43ZM45 214H46V215H45ZM48 214H49V215H48ZM51 214H52V215H51ZM76 214H75V215H76ZM68 215H69V214H68ZM72 215H73V214H72ZM79 215H80V214H79ZM81 215H82V214H81ZM13 216H14V215H13ZM50 216H49V218H51ZM63 216H62V217H63ZM70 216H71V214H70ZM14 217H15V216H14ZM14 217H13V218H14ZM64 217H65V216H64ZM82 217H83V215H82ZM84 217H86V216H84ZM7 218H8V217H7ZM21 218H22V217H21ZM40 218H42V217H40ZM52 218H53V216H52ZM23 219H24V218H23ZM81 219H82V218H81ZM14 220H15V219H14ZM14 220H11V221H13V223H14V222H15ZM18 220H19V219H18ZM44 220H46V219H44ZM69 220H70V219H69ZM9 221H10V219H9ZM16 221H17V220H16ZM22 221H23V220H22ZM58 221H59V220H58ZM58 221H55V222H58ZM26 222H27V221H26ZM38 222H39V221H38ZM46 222H47V221H46ZM82 222H83V221H82ZM10 223H11V225H12V222H10ZM20 223H22V222H20ZM8 224H9V223H8ZM22 224H23V223H22ZM22 224H20V225H22ZM24 224H23V226H24ZM262 224H263V223H262ZM33 225L36 226V228H34ZM45 225H46V224H45ZM50 225H51V224H50ZM52 225H53V224H52ZM67 225H68V223H67ZM263 225H264V224H263ZM263 225H261V228L264 229ZM68 226H70V225H68ZM17 227H15V228H17ZM53 227H54V226H53ZM53 227H52V228H53ZM62 227H64V225H63ZM12 228H13V227H12ZM15 228H14V230H15ZM58 228H60V226H59ZM38 229H41V231H42V229H43V231L41 232V231L39 230L40 232L38 233ZM96 229H97V228H96ZM9 230H11V229H10V225H7L6 223H4V224L2 223V226H0V244H1V245H0V259H1L2 263H3V262L5 261V259H6V256H7V255H6V252H7V254H10V252H11V250L9 249L10 246L7 245V243H6V242L9 241V238H8V237H9V233H10ZM12 230H13V229H12ZM34 230H35V231H34ZM53 230H54V228H53ZM15 231H16V230H15ZM33 231H34V232H33ZM59 231H60V230H59ZM59 231H58V229H57L56 231L54 230L53 232H56V233H57V232H59ZM61 231H62V230H61ZM98 231H99V230H98ZM98 231H97V232H98ZM11 232H12V231H11ZM20 232H18V233H20ZM31 232H32V233H31ZM51 232H52V231H51ZM51 232H50V233H51ZM53 232H52V233H53ZM63 232H64V230H63ZM68 232H69V231H68ZM82 232H85V231H82ZM18 233H17V235H18ZM36 233H38V234H36ZM52 233H51V234H52ZM10 234H12V233H10ZM14 234H16V232L13 231V236H14ZM23 234H26V235H23ZM43 234H42V235H43ZM57 234H59V233H57ZM60 234H61V232H60ZM74 234H75V233H74ZM19 235H18V236H19ZM22 235H23V236H22ZM49 235H50V234H49ZM13 236H10V237L12 238ZM28 236H26V238H28ZM34 236H35L36 238H35ZM50 236L52 237V235H50ZM54 236H55V235H54ZM41 237L43 238L44 236H41ZM45 237H47L46 234H45ZM77 237H78V236H77ZM81 237H82V236H81ZM97 237H98V235H97ZM38 238H39V237H38ZM73 238H74V237H73ZM17 239H19V238H17ZM17 239L14 238V241L17 240ZM43 239H44V238H43ZM46 239H47V238H46ZM54 239H56V237H55ZM75 239H76V238H75ZM79 239H80V236H79ZM82 239H83V237H82ZM93 239H94V238H93ZM23 240H24L23 243H25V242H26V239H23ZM23 240L20 238V240H19V241H16V242H17V243H18V242L20 243V241L22 242ZM63 240H64V238H63ZM52 241H53V240H52ZM61 241H62V240H61ZM72 241L74 242V240H72ZM10 242H11V241H10ZM55 242H56V241H55ZM63 242H64V241H63ZM79 242H81V241H79ZM19 243H18V244H19ZM32 243H33V241H32ZM58 243H59V242H58ZM66 243H67V242H66ZM84 243H85V242H84ZM84 243L82 242V244H84ZM8 244H9V242H8ZM25 244H26V243H25ZM71 244H72V243H71ZM74 244H75V243H74ZM79 244H80V243H79ZM21 245H22V243H21ZM77 245H78V244H77ZM8 246H9V247H8ZM60 246H61V244H60ZM66 246H67V244L65 245V247H66ZM20 247H21V246H20ZM65 247H64V251L66 252ZM70 247H71V246H70ZM72 247H73V246H72ZM78 247H79V245L77 246V248H78ZM80 247H81V244H80ZM83 247H84V246H83ZM7 248H8V249H7ZM74 248H75V247H74ZM77 248H76V249H77ZM81 248H82V247H81ZM81 248H80V250H81ZM6 249H7V250H6ZM11 249H13L12 246H11ZM66 249H67V247H66ZM71 249H73V248H70V250H71ZM76 249H75V250L73 249V252L76 251ZM82 249H83V248H82ZM13 250H14V249H13ZM55 250H56V249H54V251H55ZM60 250H61V249H60ZM86 250H87V249H86ZM8 251H9V253H8ZM15 251H16V250H15ZM17 251H18V250H17ZM50 251H51V250H50ZM64 251L62 250L61 253L63 252V255L65 254V255H64V258H65L66 254H69L70 252L68 251L69 253H67V252L65 253ZM71 251H72V250H71ZM55 252H56V251H55ZM57 252H58V251H57ZM74 253H76V252H74ZM80 253H81V251L78 252L77 254L79 255ZM12 254H13V253H12ZM12 254H11V255H12ZM58 254H59V253H58ZM85 254H86V253H85ZM14 255H15V254H14ZM61 255H62V254H61ZM63 255H62V257H63ZM70 255H71V254H70ZM51 256H52V255H51ZM80 256H81V255H80ZM84 256H85V255H84ZM90 256H91V255H90ZM8 257H12V256H8ZM52 257H53V256H52ZM67 257H68V256H67ZM69 257H70V256H69ZM86 257L88 258V255H87V254H86ZM12 258L14 259V257H12ZM12 258H11V259H12ZM15 258H16V256H15ZM56 258H57V257H56ZM64 258H63V259H64ZM75 258H77V256H76ZM75 258H74V259H75ZM69 259L72 261V258H69ZM80 259L82 260V257H80ZM84 259H85V258H84ZM89 259H90V258H89ZM89 259H87V261H89ZM8 260H9V259H8ZM65 260H66V259H64V261H65ZM85 260H86V259H85ZM59 261H60V260H59ZM61 261H63V260H61ZM67 261H68V260H67ZM79 261H80V260H79ZM69 262H70V261H69ZM93 262H95V263L97 264L96 261H93ZM99 262H100V261H99ZM64 263H65V262H64ZM80 263H81V262H80ZM60 264H62V263L60 262ZM68 264H69V263H68ZM71 264H72V263H71ZM98 264H99V263H98ZM100 264H101V263H100Z\"/></svg>", "mask_w": 264, "mask_h": 264}]
</instances>
